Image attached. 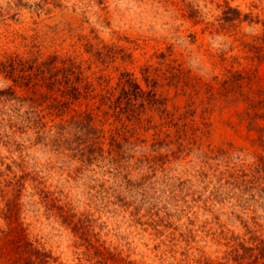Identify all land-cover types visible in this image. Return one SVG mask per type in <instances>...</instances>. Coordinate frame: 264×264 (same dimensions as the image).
Wrapping results in <instances>:
<instances>
[{
    "label": "rangeland",
    "instance_id": "1",
    "mask_svg": "<svg viewBox=\"0 0 264 264\" xmlns=\"http://www.w3.org/2000/svg\"><path fill=\"white\" fill-rule=\"evenodd\" d=\"M263 35L264 0H0V264H264V117L223 87L264 91Z\"/></svg>",
    "mask_w": 264,
    "mask_h": 264
},
{
    "label": "trees",
    "instance_id": "2",
    "mask_svg": "<svg viewBox=\"0 0 264 264\" xmlns=\"http://www.w3.org/2000/svg\"><path fill=\"white\" fill-rule=\"evenodd\" d=\"M234 11L237 14L236 17H239L240 12L238 10H234ZM233 19L236 18H228V20H233ZM261 39L262 42L264 43V35ZM262 50L263 47H256V52L258 53L259 56ZM127 76H130V74H127ZM254 78L255 75L252 73L236 72L233 73L229 78H227L223 83L226 96H229L231 93H233V95H238L239 97H243V99L248 103L249 107L246 115H248V117L252 120V122H254L255 119L259 117H264V114L258 112L259 109H264V91L253 88L251 83L253 82ZM245 82L250 83V87H248L247 90L244 88ZM125 84L130 86H135V88H139L138 84H136L131 77L126 78ZM148 95L154 98L155 92L150 91L148 92ZM152 101H156V98L152 99ZM36 253L38 254V257L40 259V264H46L47 260H45V258H47L48 255L42 253L39 250L36 251Z\"/></svg>",
    "mask_w": 264,
    "mask_h": 264
}]
</instances>
